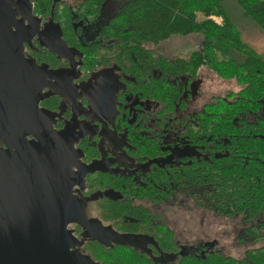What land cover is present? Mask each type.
Instances as JSON below:
<instances>
[{
	"label": "flooded vegetation",
	"instance_id": "af4514ba",
	"mask_svg": "<svg viewBox=\"0 0 264 264\" xmlns=\"http://www.w3.org/2000/svg\"><path fill=\"white\" fill-rule=\"evenodd\" d=\"M53 1L58 6H52L48 15L37 12L32 0L33 14L40 22L38 32L24 44L25 57L33 59L41 71L37 109L44 113L43 121L56 129L73 124L78 136L74 145L81 151L78 162L93 168L86 172L83 186L72 187L75 195L89 198L87 215L120 233L142 237L136 245L110 239L103 245L85 238L84 250L89 241L110 249L105 264H115L112 254L119 248L136 252L144 264H176L188 253L202 251L223 253L216 238L188 242V219H177V212L183 207L188 211L189 204H194L228 216L196 202L195 188L202 186L197 175L205 170L220 172L226 163L238 164L242 156L247 158L240 151L239 138L249 132L256 135L264 106L259 111L241 108L236 98L244 83L236 77H221L209 66L192 64L191 55L201 50L202 40L187 56L165 55L151 47L159 43L147 44L154 51L152 57L169 63L154 61L147 76L130 72L118 58V39L108 30L125 0H103L96 13L79 8V0ZM67 13L71 28L65 32ZM214 17L221 20L210 16ZM54 23L59 24L67 46L80 55H59L45 45L48 40L53 46L57 43ZM177 57L189 65L187 71L171 67ZM145 61L142 56L134 59L141 70ZM210 74L222 84L233 79L235 87L216 89ZM69 226L80 237L82 227Z\"/></svg>",
	"mask_w": 264,
	"mask_h": 264
},
{
	"label": "water",
	"instance_id": "95a60500",
	"mask_svg": "<svg viewBox=\"0 0 264 264\" xmlns=\"http://www.w3.org/2000/svg\"><path fill=\"white\" fill-rule=\"evenodd\" d=\"M39 22L32 0H0V264H105L84 250L85 238L136 245L142 237L89 217V198L72 192L93 168L78 162L73 124L56 129L37 109L42 76L24 44ZM53 25L57 43L43 44L59 55H80ZM70 223L82 227L80 237Z\"/></svg>",
	"mask_w": 264,
	"mask_h": 264
},
{
	"label": "trees",
	"instance_id": "16d2710c",
	"mask_svg": "<svg viewBox=\"0 0 264 264\" xmlns=\"http://www.w3.org/2000/svg\"><path fill=\"white\" fill-rule=\"evenodd\" d=\"M35 10L50 14L53 0H34ZM103 0H79V8L96 13ZM228 0H125L108 30L118 39V58L130 72L147 76L154 61L169 63L165 58L152 57L154 51L147 44H158L172 36H202L201 50L191 55L192 64L205 65L221 77H236L245 86L239 91L236 101L241 108L259 111L264 106V54L256 52L242 37L238 25L232 18ZM249 17L264 31V0H235ZM54 13L56 14L55 10ZM198 14L201 16L198 17ZM210 16L221 18L220 23ZM65 32L70 31L67 13ZM69 23V24H68ZM109 32V33H110ZM236 54L241 58H237ZM146 59L143 69L135 65L134 59ZM185 60L176 58L174 69L187 71ZM93 67V63L90 64ZM232 116V115H231ZM241 153L247 158L238 164L226 163L220 172L201 171L196 187V202L217 213L232 216L240 214L251 220L248 233L258 243L246 249L241 257H232L218 251L188 253L176 264H264V241L259 242L264 232V116L257 118L256 135L242 134L239 138ZM87 252L104 263L110 259V249L97 242H87ZM115 264H144L136 253L124 249L113 250Z\"/></svg>",
	"mask_w": 264,
	"mask_h": 264
},
{
	"label": "rangeland",
	"instance_id": "374dc122",
	"mask_svg": "<svg viewBox=\"0 0 264 264\" xmlns=\"http://www.w3.org/2000/svg\"><path fill=\"white\" fill-rule=\"evenodd\" d=\"M74 0H67L68 3H72ZM118 1V0H116ZM121 1V0H120ZM227 5L231 12L232 18L241 30L242 37L252 48L258 53L264 54V31L255 24L249 17L244 14L243 9L235 2V0H228ZM198 17L201 16L198 14ZM216 18V17H214ZM218 19V18H217ZM221 21L220 19H218ZM202 36L200 34H190L188 36H172L160 42L158 45H152L151 47L162 52L165 55L180 54L187 56L193 49L199 48L201 44ZM205 76L208 74L205 73ZM212 78V75L210 74ZM214 78H216L214 76ZM213 79L216 85V89L220 91L226 86H232L235 81H225L224 84L219 83L220 79ZM218 85L221 86L218 88ZM177 219L185 222L188 219V242L196 240H212L216 238L218 240L219 249L221 252L234 257H240L244 253V249L247 246L257 245L252 238L251 234L246 236L244 231L251 226V222H245L242 220L241 215L219 216L210 210H206L189 204L188 211L185 207L178 209ZM263 237L259 241H264Z\"/></svg>",
	"mask_w": 264,
	"mask_h": 264
},
{
	"label": "built area",
	"instance_id": "2783aa9c",
	"mask_svg": "<svg viewBox=\"0 0 264 264\" xmlns=\"http://www.w3.org/2000/svg\"><path fill=\"white\" fill-rule=\"evenodd\" d=\"M214 20H215V21H217V22H219V20H218V19H215V18H214Z\"/></svg>",
	"mask_w": 264,
	"mask_h": 264
}]
</instances>
